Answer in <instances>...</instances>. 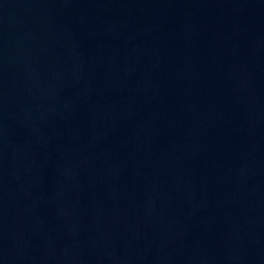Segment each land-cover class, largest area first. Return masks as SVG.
Instances as JSON below:
<instances>
[{
	"label": "water",
	"instance_id": "95a60500",
	"mask_svg": "<svg viewBox=\"0 0 264 264\" xmlns=\"http://www.w3.org/2000/svg\"><path fill=\"white\" fill-rule=\"evenodd\" d=\"M0 264H264V0H0Z\"/></svg>",
	"mask_w": 264,
	"mask_h": 264
}]
</instances>
